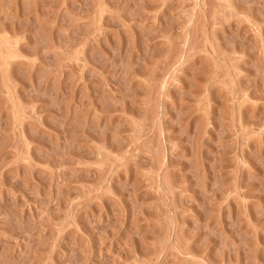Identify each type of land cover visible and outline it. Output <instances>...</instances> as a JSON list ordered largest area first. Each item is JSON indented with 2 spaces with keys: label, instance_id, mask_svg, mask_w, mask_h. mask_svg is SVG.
Here are the masks:
<instances>
[{
  "label": "rangeland",
  "instance_id": "obj_1",
  "mask_svg": "<svg viewBox=\"0 0 264 264\" xmlns=\"http://www.w3.org/2000/svg\"><path fill=\"white\" fill-rule=\"evenodd\" d=\"M0 264H264V0H0Z\"/></svg>",
  "mask_w": 264,
  "mask_h": 264
}]
</instances>
